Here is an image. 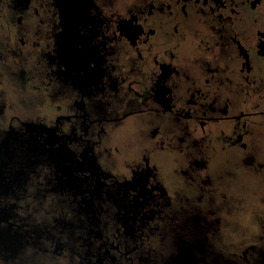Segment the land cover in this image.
<instances>
[{"label":"flooded vegetation","instance_id":"af4514ba","mask_svg":"<svg viewBox=\"0 0 264 264\" xmlns=\"http://www.w3.org/2000/svg\"><path fill=\"white\" fill-rule=\"evenodd\" d=\"M220 154L264 189V0H0V264H264Z\"/></svg>","mask_w":264,"mask_h":264},{"label":"rangeland","instance_id":"374dc122","mask_svg":"<svg viewBox=\"0 0 264 264\" xmlns=\"http://www.w3.org/2000/svg\"><path fill=\"white\" fill-rule=\"evenodd\" d=\"M235 159L229 154H220L215 163L214 171L216 174H222L223 178L218 182L217 193L215 197L216 204L225 210L231 205H242L243 209L238 214L230 217L232 224H240L239 228L243 230H254L256 227V208L259 206L261 196L264 189L261 188L254 180L247 181V185L251 186L253 193L243 192L241 189V180L236 175H231L235 170ZM236 213V212H234Z\"/></svg>","mask_w":264,"mask_h":264}]
</instances>
